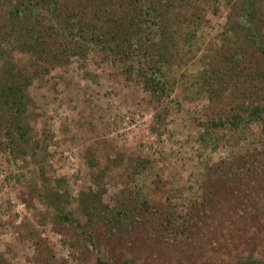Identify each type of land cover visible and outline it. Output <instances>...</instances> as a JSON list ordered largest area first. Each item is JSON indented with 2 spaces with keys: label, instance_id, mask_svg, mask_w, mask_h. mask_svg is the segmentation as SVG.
<instances>
[{
  "label": "rangeland",
  "instance_id": "rangeland-1",
  "mask_svg": "<svg viewBox=\"0 0 264 264\" xmlns=\"http://www.w3.org/2000/svg\"><path fill=\"white\" fill-rule=\"evenodd\" d=\"M217 1L216 15L210 0H192L182 7L189 15L204 13L209 21L198 29L196 58L173 67L176 84L161 125L154 124L155 104L148 93L133 79L119 76L98 54L33 80L27 123L34 132L32 142L46 140L39 163L29 154L14 158L0 151V259L6 264H240L249 254L264 264V181L240 179L236 194L229 187L211 194L206 182L216 177L205 172L206 164L225 161L233 147L203 146L199 123L213 117L219 105L198 94L182 97L184 86L202 68L199 58L218 43L228 6ZM17 61L27 63V57L19 55ZM136 161L143 162V171L130 182L127 172ZM38 166L43 167L40 173ZM99 174L103 180L97 188ZM44 180L65 198L61 213L87 226L95 245L84 229L58 217L61 208L42 203L33 189ZM124 182L151 191L148 210L157 207L178 220L198 210L206 215L198 216L199 225L187 237L168 244L143 228L114 225L104 214L85 216L82 195L101 190L99 206L111 207ZM220 193L227 198L216 195ZM206 194L212 200L204 209Z\"/></svg>",
  "mask_w": 264,
  "mask_h": 264
},
{
  "label": "trees",
  "instance_id": "trees-1",
  "mask_svg": "<svg viewBox=\"0 0 264 264\" xmlns=\"http://www.w3.org/2000/svg\"><path fill=\"white\" fill-rule=\"evenodd\" d=\"M191 2L0 0V14L4 16V23L0 25V151L14 158L29 154L36 164L39 163L37 158L46 140L32 142L34 132L27 123L33 107L29 88L34 79L40 76L45 79L44 75L51 70L68 66L73 61L84 62L90 53L98 54L119 76L133 79L148 93L155 104L154 124L161 125L176 84L173 67L196 58L198 29H203L209 21L204 13L189 15L188 9H183ZM225 2L228 12L217 34L218 43L213 51L199 58L201 70L182 90L183 98L198 94L210 104L219 105L213 117L199 123L202 127L200 143L211 150L224 145L233 147L234 153L231 152L225 161L206 164L205 172L216 177L206 182L212 195L227 187L236 194L235 187L240 179L264 181V175L260 174L264 171V0ZM214 3L218 1L210 0L214 7L212 14L216 15L219 7ZM19 55L26 56L27 63L19 64ZM90 74L85 73L86 76ZM142 163L136 161L128 169L130 182L132 176L142 173ZM88 165L93 167L94 164L90 160ZM38 169L40 173L43 167L38 166ZM102 174L95 176L97 188L98 182L103 180ZM123 186L116 205L111 207L99 206L101 190L82 195L80 203L85 216L104 214L114 225L125 223L127 228H143L154 233L159 242L168 244L180 236L187 237L199 225L198 216L206 215L198 210L178 220L169 211L161 212L157 207L148 210L151 191L144 190L137 182L133 187H128L126 182ZM248 188L252 190L258 186L248 185ZM33 190L46 207L51 204L61 208L58 217L84 229L89 243L95 245L93 233L87 226L61 213L65 198L58 189L44 180ZM216 195L227 198L222 193ZM204 199L206 202L202 205L206 209L212 197L206 194ZM202 221L206 225L207 221ZM0 264L6 263L0 259ZM240 264L258 263L249 254Z\"/></svg>",
  "mask_w": 264,
  "mask_h": 264
}]
</instances>
